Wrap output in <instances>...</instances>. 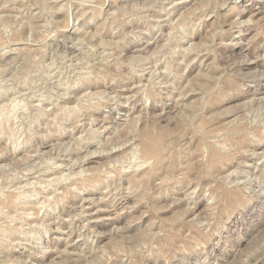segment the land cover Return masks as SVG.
I'll use <instances>...</instances> for the list:
<instances>
[{"label":"rangeland","instance_id":"1","mask_svg":"<svg viewBox=\"0 0 264 264\" xmlns=\"http://www.w3.org/2000/svg\"><path fill=\"white\" fill-rule=\"evenodd\" d=\"M0 264H264V0H0Z\"/></svg>","mask_w":264,"mask_h":264},{"label":"bare ground","instance_id":"2","mask_svg":"<svg viewBox=\"0 0 264 264\" xmlns=\"http://www.w3.org/2000/svg\"><path fill=\"white\" fill-rule=\"evenodd\" d=\"M232 2V1H231ZM35 8V7H34ZM144 12V11H143ZM200 14V13H199ZM198 20V19H197ZM191 23V22H190ZM197 24V23H196ZM29 28V27H28ZM147 28V27H146ZM72 37V36H71ZM74 41V40H73ZM46 42V41H45ZM70 46V45H69ZM55 47V46H54ZM83 48V47H82ZM83 50V49H82ZM90 50V49H89ZM93 51V50H92ZM51 52V51H50ZM192 52V51H191ZM58 60V59H57ZM92 60V59H91ZM75 64H76V62H75ZM72 65V64H71ZM60 66V65H59ZM81 67V66H80ZM83 67V66H82ZM96 67V66H95ZM216 67V66H215ZM64 69V68H63ZM71 69V68H70ZM8 70V69H7ZM55 70V69H54ZM81 70V69H80ZM147 71V70H146ZM156 71V70H155ZM87 72V71H86ZM95 72V71H94ZM48 73V72H47ZM81 73V72H80ZM85 74V73H84ZM218 74V73H217ZM70 75V74H69ZM83 75V74H82ZM222 75V74H221ZM88 76V75H87ZM90 76V75H89ZM147 76V75H146ZM70 77V76H69ZM89 78V77H88ZM81 80V79H80ZM72 81V80H71ZM74 81V80H73ZM72 81V82H73ZM58 82V81H57ZM60 82V81H59ZM69 82V81H68ZM78 82V81H77ZM80 83H81V81H80ZM167 83V82H166ZM74 84V83H73ZM64 88V87H63ZM61 89H62V87H61ZM69 89V88H68ZM66 91V90H65ZM51 96V95H50ZM49 96V97H50ZM60 97V96H59ZM32 99V98H31ZM39 100V99H38ZM102 100V99H101ZM54 118V117H53ZM45 127V126H44ZM20 137V136H19ZM33 140V139H32ZM35 146V145H34ZM85 148V147H84ZM151 152V151H150ZM130 154V153H129ZM108 155V154H107ZM132 156V155H131ZM81 160V159H80ZM130 161V160H129ZM54 162V161H53ZM74 164V163H73ZM73 168V167H72ZM82 172H83V170H81ZM36 174V173H35ZM69 174V173H68ZM82 174V173H81ZM72 176V175H71ZM80 176V175H79ZM34 180V179H33ZM17 198V197H16ZM18 199V198H17ZM35 202V201H34ZM13 213V212H12ZM42 223V222H41ZM40 223V224H41ZM20 231V230H19ZM81 232V231H80ZM25 243V242H24Z\"/></svg>","mask_w":264,"mask_h":264}]
</instances>
